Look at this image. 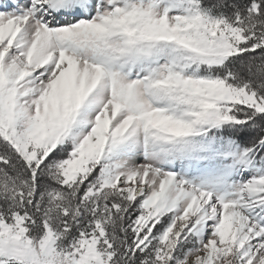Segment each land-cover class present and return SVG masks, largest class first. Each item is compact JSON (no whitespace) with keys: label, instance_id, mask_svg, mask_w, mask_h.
<instances>
[{"label":"snow or ice","instance_id":"obj_1","mask_svg":"<svg viewBox=\"0 0 264 264\" xmlns=\"http://www.w3.org/2000/svg\"><path fill=\"white\" fill-rule=\"evenodd\" d=\"M0 264H264V0H0Z\"/></svg>","mask_w":264,"mask_h":264}]
</instances>
